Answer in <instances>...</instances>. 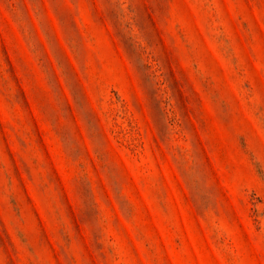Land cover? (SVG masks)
<instances>
[{"label": "rangeland", "instance_id": "rangeland-1", "mask_svg": "<svg viewBox=\"0 0 264 264\" xmlns=\"http://www.w3.org/2000/svg\"><path fill=\"white\" fill-rule=\"evenodd\" d=\"M0 264H264V0H0Z\"/></svg>", "mask_w": 264, "mask_h": 264}]
</instances>
